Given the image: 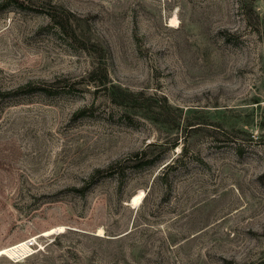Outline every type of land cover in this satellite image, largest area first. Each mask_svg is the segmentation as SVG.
<instances>
[{
    "label": "rangeland",
    "instance_id": "374dc122",
    "mask_svg": "<svg viewBox=\"0 0 264 264\" xmlns=\"http://www.w3.org/2000/svg\"><path fill=\"white\" fill-rule=\"evenodd\" d=\"M261 261L264 0H0V264Z\"/></svg>",
    "mask_w": 264,
    "mask_h": 264
},
{
    "label": "trees",
    "instance_id": "16d2710c",
    "mask_svg": "<svg viewBox=\"0 0 264 264\" xmlns=\"http://www.w3.org/2000/svg\"><path fill=\"white\" fill-rule=\"evenodd\" d=\"M8 2H14V3H18V0H7ZM49 18L51 20V22L58 27L59 30H61L63 33H65L66 35H69L70 37H72V29L70 27V22H69V17L58 12L55 10H52V12H49ZM71 32V34H69ZM107 70L105 67L102 66L101 63H97L96 66H94L89 72H88V76H87V81L91 82L96 88L98 87H102L104 90L107 91H111V88L115 87L113 86V84H109V80L107 77ZM30 91H42L45 93H48L49 91L46 88H42V87H30V83L28 84H24L21 86H18L15 90V92L17 93H28ZM117 97V96H116ZM120 97V100H115L117 98H115L112 94V100L115 101V103L118 104H123L126 103L127 99L130 97V94H123ZM83 110L77 111L74 115H80V113H82ZM150 145H153L151 143H149ZM176 143H173V146H175ZM173 161V160H172ZM171 162L165 164L163 167H166L167 165H169ZM113 165H110L108 169H112ZM102 172V169H96L95 170V174L94 175H98L99 173ZM111 173V172H108ZM257 264H264V261H261Z\"/></svg>",
    "mask_w": 264,
    "mask_h": 264
},
{
    "label": "bare ground",
    "instance_id": "6f19581e",
    "mask_svg": "<svg viewBox=\"0 0 264 264\" xmlns=\"http://www.w3.org/2000/svg\"><path fill=\"white\" fill-rule=\"evenodd\" d=\"M178 18L174 15L173 17L170 18L169 20V25L170 26H177L178 24ZM134 198H133V202H134ZM98 235H103V229L102 228H98V232H97Z\"/></svg>",
    "mask_w": 264,
    "mask_h": 264
},
{
    "label": "built area",
    "instance_id": "2783aa9c",
    "mask_svg": "<svg viewBox=\"0 0 264 264\" xmlns=\"http://www.w3.org/2000/svg\"><path fill=\"white\" fill-rule=\"evenodd\" d=\"M32 245V244H31Z\"/></svg>",
    "mask_w": 264,
    "mask_h": 264
}]
</instances>
